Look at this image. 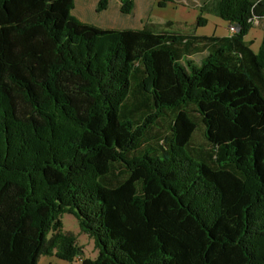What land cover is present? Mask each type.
Instances as JSON below:
<instances>
[{
    "label": "trees",
    "instance_id": "16d2710c",
    "mask_svg": "<svg viewBox=\"0 0 264 264\" xmlns=\"http://www.w3.org/2000/svg\"><path fill=\"white\" fill-rule=\"evenodd\" d=\"M73 8L0 0V264H264V31L256 53L244 40L264 0L204 1L196 25L226 36Z\"/></svg>",
    "mask_w": 264,
    "mask_h": 264
},
{
    "label": "rangeland",
    "instance_id": "374dc122",
    "mask_svg": "<svg viewBox=\"0 0 264 264\" xmlns=\"http://www.w3.org/2000/svg\"><path fill=\"white\" fill-rule=\"evenodd\" d=\"M160 1L163 5H159ZM204 1L206 0L185 3L179 0L168 2L162 0H133V11L130 14H122L119 0H107L104 9L101 10L99 8L101 0H74L72 14L81 22L101 28H141L144 24H150L156 29H165L164 24L170 21L174 23L169 29H176L184 33L195 31L197 35L205 36L218 35L223 32L227 34L228 26H226V23L210 14H201L206 19V23L202 26L196 25V18ZM217 24H220L221 27ZM263 31L264 21H254L253 27L244 38L255 53L262 41ZM200 58L201 55L193 56L197 63ZM202 129L201 126H198L192 135V143L196 146H205ZM61 222L64 231L72 232L77 236V244L82 247L83 257L95 258L96 251L93 248L92 241L85 234L80 233L75 218L64 214L61 216ZM78 259L67 262L53 256H41L37 264H54L51 262L53 260L57 264H80Z\"/></svg>",
    "mask_w": 264,
    "mask_h": 264
},
{
    "label": "crops",
    "instance_id": "0c3cea01",
    "mask_svg": "<svg viewBox=\"0 0 264 264\" xmlns=\"http://www.w3.org/2000/svg\"><path fill=\"white\" fill-rule=\"evenodd\" d=\"M179 1H183V2H185V3H192V2H196L197 0H179ZM152 4H153V1H152ZM226 23V22H225ZM217 26H219V27H221V25L219 24H217ZM226 26H228V24L226 23ZM225 26V27H226ZM226 35H228V33L226 34L225 32H223V33H219L218 35H216V36H226ZM63 261V260H62ZM78 261H79V263H80V259H78ZM52 263H54V264H57L56 262H55V260H53V261H51Z\"/></svg>",
    "mask_w": 264,
    "mask_h": 264
},
{
    "label": "built area",
    "instance_id": "2783aa9c",
    "mask_svg": "<svg viewBox=\"0 0 264 264\" xmlns=\"http://www.w3.org/2000/svg\"><path fill=\"white\" fill-rule=\"evenodd\" d=\"M236 31H237V28L234 25H231V24L228 25V27H227V33L229 35L235 33Z\"/></svg>",
    "mask_w": 264,
    "mask_h": 264
}]
</instances>
